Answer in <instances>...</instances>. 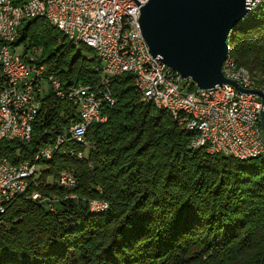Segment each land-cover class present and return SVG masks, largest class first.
Segmentation results:
<instances>
[{
    "label": "trees",
    "instance_id": "obj_1",
    "mask_svg": "<svg viewBox=\"0 0 264 264\" xmlns=\"http://www.w3.org/2000/svg\"><path fill=\"white\" fill-rule=\"evenodd\" d=\"M12 1L22 7L30 0ZM12 45L42 50L38 64L64 91L102 86L96 53L43 18L24 21ZM229 56L264 91V0L230 34ZM109 89L116 102L104 108L107 122L41 162L34 190L56 198L57 210L24 197L9 205L0 264H264V160L192 149L193 134L142 100L136 76L114 77ZM74 116V107L50 92L33 141L0 140V159L32 163ZM63 170L75 186L59 184ZM92 200L109 209L93 215Z\"/></svg>",
    "mask_w": 264,
    "mask_h": 264
},
{
    "label": "built area",
    "instance_id": "obj_2",
    "mask_svg": "<svg viewBox=\"0 0 264 264\" xmlns=\"http://www.w3.org/2000/svg\"><path fill=\"white\" fill-rule=\"evenodd\" d=\"M148 0H41L48 15L55 21V28L66 29L80 46L100 49L96 56L101 63L102 86L79 85L63 90L59 79L48 75L45 65L38 64L37 50H26L24 45L13 46L15 24L7 39V47H0L2 68L0 72V140L30 144L44 99L54 93L68 101L75 109L65 134L56 142L42 147L32 163L18 162L10 166V160L0 159V229L8 226L6 215L9 205L17 198L35 199L47 208L57 210L56 198H45L34 190L42 169V160L61 150L71 139H85L95 121L107 122L104 108L114 106L109 86L114 77L143 73L144 94L141 98L159 110L164 106L189 107L194 117L173 116L179 126L191 129L192 124H204L202 137L205 144L192 139V149L206 148L214 144L215 154L233 158L264 157V131L262 128V100L258 95L245 94L232 85L217 86L214 90H202L191 79H183L150 52L141 30V7ZM3 28V29H4ZM130 50L139 51V59H130ZM224 76L241 88L252 90L243 80L242 73L233 70L229 63L222 68ZM40 82H47V92H40ZM87 145V142H86ZM63 153L66 151L63 149ZM72 155L74 153L72 152ZM79 159L85 152L76 154ZM63 186H75L76 178L69 170H63L58 179ZM75 198V197H73ZM93 210L109 207L105 201L92 200Z\"/></svg>",
    "mask_w": 264,
    "mask_h": 264
},
{
    "label": "water",
    "instance_id": "obj_3",
    "mask_svg": "<svg viewBox=\"0 0 264 264\" xmlns=\"http://www.w3.org/2000/svg\"><path fill=\"white\" fill-rule=\"evenodd\" d=\"M252 1L148 0L142 7L140 23L153 57L183 79H191L202 90L232 85L242 93L258 95L263 104L264 131V92L245 90L222 71L229 55L230 34L251 14ZM88 210L99 214L91 201Z\"/></svg>",
    "mask_w": 264,
    "mask_h": 264
},
{
    "label": "bare ground",
    "instance_id": "obj_4",
    "mask_svg": "<svg viewBox=\"0 0 264 264\" xmlns=\"http://www.w3.org/2000/svg\"><path fill=\"white\" fill-rule=\"evenodd\" d=\"M262 0H253L251 2V12L255 10L260 4ZM145 4L142 5V7ZM141 7V10H142ZM142 14V13H141ZM7 16V23L8 24H15L16 29L14 31V41L18 37L19 30L26 20L36 19V18H43L47 20L51 25L55 27V21L48 15V12L44 9L43 5L41 4V0H30L27 4L22 7H16L13 4L12 0H0V36H11L12 35V28H4L5 26V17ZM4 28V29H3ZM69 40L74 42L78 47L79 43H77L72 36H67L66 29L58 28ZM0 47H7V39H0ZM92 50L96 53L97 56H100V49L99 48H92ZM130 59L131 60H138L139 59V51L137 50H130ZM226 63H229L230 67L235 70L236 72L242 73L243 80L248 84V87L252 90H261L256 82L251 78L248 70L237 66L234 61L228 55ZM2 68V56L0 53V72ZM135 76L138 79V90L141 94H144V84H145V77L143 73H136ZM214 90V89H209ZM263 91V90H261ZM40 92H47V82H40ZM264 92V91H263ZM163 111L170 113L172 116H187V117H194V109L189 107H178L177 109L173 106H164ZM40 115V112H39ZM103 123L102 121H95V124ZM185 131L190 132L193 134L192 139H198V144H205V137H202V132L204 131V124H192L191 129H184ZM71 141L76 143H83L84 139H71ZM206 151L209 154L213 155L214 152V144H206ZM54 157L53 155L48 157V161L52 160ZM263 159L264 157H251L247 159L245 157H237L235 159L239 161H249L252 159ZM10 166H18L10 163ZM108 207H104L103 209H99V213L107 211Z\"/></svg>",
    "mask_w": 264,
    "mask_h": 264
},
{
    "label": "rangeland",
    "instance_id": "obj_5",
    "mask_svg": "<svg viewBox=\"0 0 264 264\" xmlns=\"http://www.w3.org/2000/svg\"><path fill=\"white\" fill-rule=\"evenodd\" d=\"M31 51H33V50H31ZM37 51H38V56L40 57V56H42V50H40V49H37ZM87 149H85V155L87 154Z\"/></svg>",
    "mask_w": 264,
    "mask_h": 264
}]
</instances>
